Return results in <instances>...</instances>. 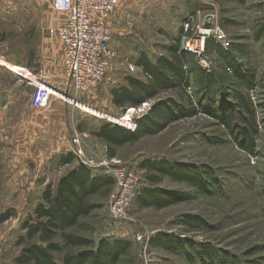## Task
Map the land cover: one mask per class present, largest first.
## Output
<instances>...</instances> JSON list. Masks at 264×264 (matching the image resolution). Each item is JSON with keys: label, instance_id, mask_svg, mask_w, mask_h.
<instances>
[{"label": "rangeland", "instance_id": "374dc122", "mask_svg": "<svg viewBox=\"0 0 264 264\" xmlns=\"http://www.w3.org/2000/svg\"><path fill=\"white\" fill-rule=\"evenodd\" d=\"M124 2L131 6L127 25L136 33L137 40L126 53H120L111 46L116 53L111 60L113 67L110 65L107 76L98 87L106 83L108 77L121 79L127 73L147 81L148 76L143 70L130 69L131 64H136L135 58L140 52L144 51L153 60L167 56L169 46L177 39H180L182 47L184 35L187 34L185 23H190L188 35L191 36L197 25L207 22L209 15L222 27L231 42L250 46L249 59L242 57L241 60L250 62L259 78L264 79V37L261 40L255 37L256 31L264 24V0H246L245 4L236 0ZM0 4L3 6L0 10V29L5 35L0 41V63L8 65L5 56L8 60L18 62L13 69L21 71L27 67L34 77L43 76V67L47 65L45 50L48 47L52 48L51 51L57 50L61 44L48 30L52 27L47 23L50 8L38 0H0ZM197 59L207 70H222L221 61L215 54H206L205 51ZM117 61L120 69L113 65ZM47 71L58 80L54 71ZM15 77L19 79L17 75ZM64 78L67 79L65 75ZM30 83L26 81L18 92L14 109L0 108V217L8 212L13 213L9 219L0 221V264H16L15 259L21 250L17 241L19 235L25 233L21 229L22 222L40 201L46 185L49 182L56 184L71 168L59 164L52 168L45 166L46 162L41 164L39 156L35 155L37 151H53L51 141L55 146L65 138L72 143L73 136L79 131L84 135L87 153H97L95 142L98 140L93 137V132L99 122L115 123L113 119L116 116L121 119L131 110L133 112L127 118L132 114L130 118L135 120L147 113L155 102L169 97L189 105L187 96L194 92L193 86L186 93L181 89L164 91L155 99L125 111L114 106L107 86L96 94L94 92L98 87L95 88L90 93L92 95H86L89 99L84 98L87 93L76 97L71 95L81 103L79 107L72 110L71 116L66 111L60 117H55L53 121L56 124L43 126L41 137L39 135V139L25 149L19 146L22 141L16 138L15 130L32 100L36 86ZM65 88L70 93V83ZM260 93H264V88H258L257 92L251 94L256 104L264 101V95ZM192 98L193 103L198 105L196 95ZM48 100V105L36 108L43 123H49L48 118L51 120L56 115L54 112L50 114L51 103L60 98L52 96ZM258 109L259 135L254 154L242 150L232 140L229 131L202 108L196 116L175 122L158 135L146 136L119 148L116 158L121 161V165L137 172L141 180L139 191L144 187H163L180 194L190 193L191 198L163 209L139 207L134 202L127 219H115L109 214L108 196L96 197L102 208L90 217L81 219L79 225L70 231L89 237L96 243L100 240L127 239L132 243L130 255L135 258L136 264H218L225 257H229L234 264H264V108ZM216 137H223L226 143L211 144ZM87 145L93 150L87 149ZM19 152L32 154L27 157L29 160L21 158L16 163ZM106 155L107 152H103L101 158ZM147 159H167L189 166L204 165L208 171L205 178L219 185L220 189L210 187L211 193L200 191L168 175L162 176L158 183H152L147 178L152 172L141 166ZM47 160L49 163L53 161L52 158ZM77 162L75 160L74 164ZM91 169L96 173L107 174L103 167ZM184 214L196 217L202 224L198 227L186 225L181 220ZM158 233L167 234L186 244L191 258L154 247L151 240ZM202 248L207 252L203 253Z\"/></svg>", "mask_w": 264, "mask_h": 264}, {"label": "trees", "instance_id": "16d2710c", "mask_svg": "<svg viewBox=\"0 0 264 264\" xmlns=\"http://www.w3.org/2000/svg\"><path fill=\"white\" fill-rule=\"evenodd\" d=\"M245 4L246 0H236ZM257 40L264 37V24L255 33ZM5 38L0 34V41ZM167 56L153 60L145 52L140 53L136 65L148 76L144 81L136 76L127 77V85L111 89V101L124 111L129 107H139L155 99L162 92L179 90L188 92L193 86L194 92L187 94L189 105L174 97L160 99L149 111L136 118L135 130L110 121L101 122L93 135L103 140L107 154L117 157L118 149L138 142L146 136L162 133L170 125L180 120L196 116L205 109L218 123L230 133L232 140L244 151L254 154L259 135L258 108H264V101L255 103L252 92L264 88V79H260L249 59L250 46L231 42L229 48L223 47L216 40L206 42V54H215L221 61L222 70L205 69L192 52L183 50L180 39L168 48ZM32 60V59H31ZM264 95V93H260ZM193 95L198 105L192 101ZM223 137H216L211 144H225ZM75 162L73 151L62 154L60 165ZM143 169L151 171L147 178L152 183L161 181L162 176L189 183L191 186L208 193L220 189L207 178L203 166H189L173 163L167 159H147L141 164ZM114 178L107 174L94 172L84 164H74L56 184L49 182L41 193L40 201L32 213L22 222L25 233L19 235L17 244L21 247L15 259L16 264H136L130 255L132 243L127 239L116 238L112 241L93 239L70 231L79 225L81 219L90 217L102 204L95 198H106L113 189ZM209 186V187H208ZM138 189L134 202L139 207L163 209L181 200L191 198L190 193L180 194L163 187H144ZM13 216L8 212L0 217L5 221ZM186 225L198 227L202 224L196 217L188 214L181 216ZM59 238V240H58ZM154 247L162 248L175 255L190 253L186 244L164 233H158L152 240ZM202 252H207L202 248ZM218 264H234L229 257Z\"/></svg>", "mask_w": 264, "mask_h": 264}, {"label": "built area", "instance_id": "2783aa9c", "mask_svg": "<svg viewBox=\"0 0 264 264\" xmlns=\"http://www.w3.org/2000/svg\"><path fill=\"white\" fill-rule=\"evenodd\" d=\"M122 1L53 0L54 8L67 16L64 23L48 30L52 37H57L64 45V73L76 95L88 93L98 87L108 74L111 60L116 55L111 47L114 31L110 18L120 8ZM189 27L190 23H185L187 34L184 35L182 49L192 52L196 57L204 55L209 38L216 40L225 48L231 46L230 39L222 27L214 21L212 15H209L205 24L197 25L196 31L191 36L188 35ZM136 68V65H130L131 70ZM13 72L17 77L35 84L31 100L35 108L48 105V99L52 96L62 97L75 107L81 104L77 98L69 96L66 89L59 91L48 86L42 79H36L29 73L28 68H22L21 71L13 69ZM188 90L191 91V87ZM130 112L133 111L113 121L127 129L135 130L137 123L130 118L132 114L127 118ZM122 120L123 122L120 123ZM83 136L78 131L72 138V151L75 160L78 161L77 164H84L90 168L103 167L107 174L114 178V186L108 198L109 214L115 219H127L140 185L139 175L135 170L121 165V161L116 157L107 154L101 158L102 155L99 153L89 155L84 146ZM73 165L67 163L62 166L73 167Z\"/></svg>", "mask_w": 264, "mask_h": 264}, {"label": "crops", "instance_id": "0c3cea01", "mask_svg": "<svg viewBox=\"0 0 264 264\" xmlns=\"http://www.w3.org/2000/svg\"><path fill=\"white\" fill-rule=\"evenodd\" d=\"M38 1L42 2V4H44L43 6L46 5V7H48V9L50 8L51 13L48 16L47 23L52 25V27L57 25V24L60 25L66 21L67 15L65 13L57 11L54 8L53 0H38ZM2 7L3 6L0 4V10ZM130 7L131 6L128 3H125L123 0L120 8L110 18V24L113 27V31H114L112 39H111V46L115 47L120 53H126L133 46V44H134L133 42L137 40L136 33H133L131 31L130 27L127 25L128 24L127 23L128 17L130 16ZM1 33L2 32L0 29V34ZM51 50H52V48L48 47L44 52L46 55L45 60L47 59V65H45L43 67V70H42L43 76H36V77H38V79H42L48 86H50L56 90H59V91H64L65 89L67 90V88H65V86L68 85L69 81H67V79L65 80V78H64V75H65L64 74V59H65L64 45L61 43L60 47L57 50H55V49H54V51H51ZM139 56H140V54H139ZM3 57H4V60L8 62V65L0 63V108L14 109L16 106L18 92L20 91L21 88H23V86H25L24 83L26 81L24 79H21V78H19L20 80L17 79L15 77V74L13 73L14 65H17L18 62H15L14 60H8L9 58L7 59L5 56H3ZM138 57H136L135 60ZM119 64L120 63L118 61L116 63L115 62L113 63V65H115V66L117 65L116 69L121 68V67H119ZM137 68L140 70H143L139 66H137ZM47 69L49 71H54L57 74V76L59 77L58 80H57V78L52 77L51 74H49V72L47 71ZM122 76L123 77L121 79H117V78H113V77H110V79H109V77H108L106 83H104L102 86H100L98 88L96 87L97 88L96 90H95V88H93L90 92H88L87 94L84 95V98H87L86 95L89 96V94L94 90H95L94 93L96 94L97 91H99L103 87L105 88V86L109 87V93H110L111 89L114 87L126 86L127 85L126 79L128 76H132V74L127 73V74H123ZM133 76H135V75H133ZM30 84H32V83H30ZM63 85H65V86L63 87ZM67 94L69 96L72 95L73 97H76V94H75L72 86H71L70 93L67 90ZM90 95H92V94H90ZM110 96H111V93H110ZM31 98H32V96H31ZM58 98H60V100H57L53 104L51 103L52 108L50 109V114H52L54 112V113H56V115L51 117V120H50V118H48L49 123L48 122L43 123L42 119L38 116V115H40V113H38V110L36 108H34L33 105H31V102H30V105H28L25 108V111L22 113L23 114L22 118L20 117L21 118V120H20L21 124L17 125L16 130H15V133L17 135L16 138L22 141L19 144L20 147H23L25 149L29 148L35 140L39 139V137H38L39 135L41 137V128L43 126L49 127L50 125L56 124L53 121V120H55V117H60L62 115V113L64 114V113H66V111H68V115L71 116L72 110H75V106L72 105L71 103H69L68 101H66L65 99H63L62 97H58ZM87 99H89V98H87ZM116 108H118V107H116ZM129 108H132V107H129ZM120 109H122V108H120ZM114 119H118L117 116ZM58 121H60V119ZM100 124L101 123L99 122L98 125H100ZM93 137H95V139L98 140V141H96L97 143L95 141H93L97 145V153L99 152V154L102 155L103 152H107L106 143L94 135H93ZM50 144L52 145L53 151L48 153V152H44V151L42 152V149H40L39 151H37L35 153V155L39 156V158H40L39 162H41V164L42 163L44 164V162H46L45 166H50L52 168V166L56 167V165H58V164L60 165V163H59L60 156L62 154H66V153L72 151L73 148H72L71 140L68 138H65L62 143L61 142L59 143V141H58L57 146L53 145V141H51ZM59 146H61L62 149L58 148ZM86 147H87V149L93 150V148L91 149L89 145H87ZM30 154H32V153L31 152H21V153L19 152V155L16 156L17 157L16 163L19 162V160L21 158L29 160V158H27V157H29ZM10 156H14V155L10 154ZM51 158L53 159V161H51L49 163V161L47 159H51ZM55 161L57 164L55 163ZM33 164L36 165V163H34V162H33ZM41 164L40 165L38 164V165L41 166Z\"/></svg>", "mask_w": 264, "mask_h": 264}]
</instances>
